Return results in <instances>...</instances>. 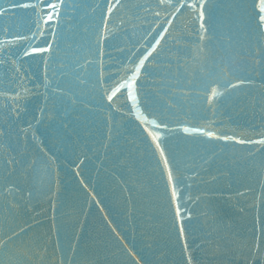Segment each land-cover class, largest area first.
<instances>
[{"label":"water","instance_id":"1","mask_svg":"<svg viewBox=\"0 0 264 264\" xmlns=\"http://www.w3.org/2000/svg\"><path fill=\"white\" fill-rule=\"evenodd\" d=\"M0 264H264V0H0Z\"/></svg>","mask_w":264,"mask_h":264}]
</instances>
